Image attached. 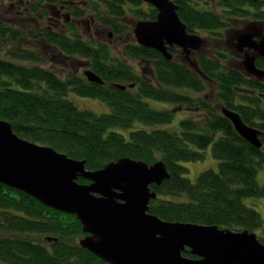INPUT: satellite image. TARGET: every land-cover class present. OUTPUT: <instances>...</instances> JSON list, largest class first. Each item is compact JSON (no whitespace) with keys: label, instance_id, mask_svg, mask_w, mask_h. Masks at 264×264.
Instances as JSON below:
<instances>
[{"label":"trees","instance_id":"obj_1","mask_svg":"<svg viewBox=\"0 0 264 264\" xmlns=\"http://www.w3.org/2000/svg\"><path fill=\"white\" fill-rule=\"evenodd\" d=\"M17 1L35 15L40 8L48 14V6L39 4L63 0ZM81 2L85 10L67 7L73 18L93 14L98 27L114 37L116 50L104 38L86 39L75 22L67 24L66 32L25 31L5 18L0 5V119L22 139L84 161L86 170L102 169L123 157L148 164L163 160L170 177L151 185L158 195L151 199V213L166 221L249 230L264 243V218L244 201L264 197V184L258 181L259 170H264V80L242 69L241 56L228 43L247 27L264 32V0H174L186 30L204 40L202 50L189 57L198 70L178 47L170 49V60L137 43L135 23L156 20L153 5L144 8L142 0ZM28 37L35 42L28 45ZM43 45L82 56L103 83L89 82L75 66L58 70L37 52ZM256 65L264 70V59L258 58ZM71 92L97 99L109 110L82 109L69 99ZM144 98L175 109H155ZM223 107L261 131V148L239 135ZM180 108L188 111L179 121L180 130L159 126L173 121ZM137 122L144 126L134 127ZM211 144L219 169L205 170L191 181L183 162L203 160ZM77 182L90 183L82 177ZM85 236L75 215L0 182V264H110L79 245ZM185 255L196 259L190 251Z\"/></svg>","mask_w":264,"mask_h":264},{"label":"water","instance_id":"obj_2","mask_svg":"<svg viewBox=\"0 0 264 264\" xmlns=\"http://www.w3.org/2000/svg\"><path fill=\"white\" fill-rule=\"evenodd\" d=\"M143 1L153 5L158 16L156 20L136 21L133 33L138 44L156 49L170 60L173 58L170 49L174 47H179L188 57L201 50L203 38L186 30L174 0ZM235 40V49L246 51L242 69L264 80V70L256 65L258 57L264 59L263 30L245 28ZM87 77L103 82L92 71H87ZM222 110L241 137L257 148L262 147L260 130L243 122L238 112L226 107ZM80 177L90 183L77 182ZM169 177L163 160L148 164L129 157L119 158L102 169L86 170L84 161L22 139L8 121L0 119V182L46 206L75 215L86 234L79 245L104 261L110 264H264V243L256 232L166 221L151 213L148 210L151 199L158 196L151 185H160ZM187 251L196 259L186 256Z\"/></svg>","mask_w":264,"mask_h":264},{"label":"rangeland","instance_id":"obj_3","mask_svg":"<svg viewBox=\"0 0 264 264\" xmlns=\"http://www.w3.org/2000/svg\"><path fill=\"white\" fill-rule=\"evenodd\" d=\"M21 7H19V1L17 0H0V5H2L5 9H6V13L5 18H7L8 20H11L12 22H14L17 26H21V28L23 30H28L33 28L36 31H44V29L48 28V29H56L57 31H68V26L65 23H63L62 27L57 29V26H55L57 21H51V23L49 22L51 15L53 14V11H51V8H48V14H44L45 13V9L40 8L38 14L35 15H28L26 13V9H25V3H21ZM19 11H23L22 14L18 13ZM68 13L69 17V23H73V25H78L80 30L84 33V37L88 40H94V39H103L105 41H110V42H114V37L111 34H107L108 31L101 29L100 27H98V24H96V21L90 18L89 16H87L86 18L87 21L85 23L82 24H78V22L76 21V19H72L73 16L70 15L72 13V11L70 9L67 8L66 10V14ZM64 17V16H63ZM65 19V18H64ZM75 22V23H74ZM86 24V25H84ZM50 29V30H51ZM98 29L102 32H98ZM101 33V34H100ZM28 45L29 44H33L35 41H33L31 38L28 37V39L26 40ZM116 43V42H115ZM114 44V43H113ZM116 44H114L115 50H116ZM42 46V43H41ZM34 47V46H33ZM41 48V49H40ZM37 52L39 53V55H42L43 58H45L48 63L51 64L54 63L56 68L58 70H63L62 72H66L65 69L68 71L69 69H71V67L69 68L68 66H66L67 64L64 63L62 60H55L53 59V56H50L48 53L47 48L43 45V47H40ZM114 50V51H115ZM52 66V65H51ZM63 68V69H62ZM86 69H81V73L84 72ZM76 72H77V68H76ZM69 99L73 100L80 108L82 109H90L93 110L96 113H102L105 111L109 110V107L107 104L104 105L103 102L97 100V99H93V98H88V97H82L80 95H77L75 92H71ZM144 100L146 102L149 103V105H151V107L155 108V109H175V106L173 104L170 103H166V102H159L150 98H144ZM176 112H178L177 116L175 117V119L169 123L166 124H162L159 125L161 128L167 129V130H180L181 129V125H180V120L181 119H185L188 117V111H184L182 108L178 109ZM144 126L143 123L141 122H137L136 126L134 127H142ZM175 128V129H174ZM118 130L121 131L120 128H118ZM219 135V134H218ZM195 149H197L196 146H193ZM205 152V158L203 160H198V161H186L183 162L184 166H186L189 171L185 174L186 177H188L191 181L195 182L197 180L198 175L208 169H212L217 171L219 169V160L214 156L213 153V144H211L207 149L204 150ZM258 181L259 184H264V170L260 169L258 172ZM245 204L249 205L250 207L256 209L258 212H260L262 215V217L264 218V197H247L245 198ZM264 224V223H263ZM262 231V227H260L258 229V233H260Z\"/></svg>","mask_w":264,"mask_h":264},{"label":"flooded vegetation","instance_id":"obj_4","mask_svg":"<svg viewBox=\"0 0 264 264\" xmlns=\"http://www.w3.org/2000/svg\"><path fill=\"white\" fill-rule=\"evenodd\" d=\"M82 0H63V1H60L59 3H57V4H47V3H44V4H39L38 6H48V8H51V11H53V14L51 15V17L50 18H48V19H50V23H51V21H57L55 24V26H57V29L58 28H60V27H62V26H60V25H62L63 23H65L66 22V24L67 23H69V15H68V13L66 14V10H67V7L68 6H81L82 8V10H85V6H84V2H81ZM94 1H97V0H94ZM143 1V0H142ZM144 2V8H147L149 5H151L150 3H148V2H146V1H143ZM21 7V6H20ZM128 7H129V5H128ZM21 12V13H20ZM18 13H20V14H22L23 13V11H19V12H17V14ZM71 15V14H70ZM64 16V17H63ZM87 16H89L90 18H92L93 19V14H88L87 15V13L85 12V13H83V15H80V16H78L77 18H75L76 19V21L78 22V24L80 25V24H82V23H85L86 21H87V19L88 18H86ZM65 18V19H64ZM72 19H74V18H72ZM84 25H86V24H84ZM247 28H249V27H247ZM133 31H134V29H133ZM82 32V31H81ZM238 32L239 31H237L235 34H234V36H233V38H232V40L230 39L229 41H228V43H230L231 45H233L234 46V48H236L235 47V37H236V35L238 34ZM84 33L82 32V35H83ZM112 35V34H111ZM256 39H258V38H256ZM110 42V41H109ZM204 46V45H203ZM46 48H47V50H48V54L50 55V56H53V59H55V60H62L64 63H66L67 65L66 66H68L69 68L71 67V66H75V67H77V73H79V74H81V76L83 77V78H85L86 80H88L89 82H94V81H91L88 77H87V71H92V72H94L95 74H97L98 75V73L97 72H95L94 70H92L90 67H89V65H88V62H87V60L86 59H84L82 56L80 57V56H72V57H70V56H68V55H64V54H61L59 51H58V49H56V48H54V47H50V46H45ZM179 48V47H178ZM203 48V47H202ZM202 48H201V50H202ZM200 50V51H201ZM237 52H238V54H239V56H241V61L243 60L242 58H244V54H245V52L246 51H239V50H237V49H235ZM196 52H199V51H194V52H192L191 54H195ZM184 53V52H183ZM185 54V53H184ZM186 55V54H185ZM191 56V55H190ZM189 56V57H190ZM187 57H188V55H187ZM189 57H188V60H189ZM191 59V58H190ZM81 69H86L84 72H82L81 73ZM70 70V69H69ZM68 70V71H69ZM103 81V80H102ZM95 83H98V82H95ZM103 83V82H102ZM101 83V84H102ZM135 87V86H134ZM133 87V88H134ZM127 88V87H126Z\"/></svg>","mask_w":264,"mask_h":264},{"label":"bare ground","instance_id":"obj_5","mask_svg":"<svg viewBox=\"0 0 264 264\" xmlns=\"http://www.w3.org/2000/svg\"><path fill=\"white\" fill-rule=\"evenodd\" d=\"M234 49H235V48H234ZM258 58H259V57H258ZM258 58H257V59H258ZM257 59H256V61H257ZM243 70H244V69H243ZM244 71H245V70H244ZM256 78H257V77H256ZM258 79H260V78H258ZM261 80H263V79H261ZM222 111H223V110H222ZM222 111H221V112H222ZM222 113H223V112H222ZM223 115H224V114H223ZM224 116H225V115H224ZM225 117H226V116H225ZM228 119H229V118H228ZM229 120H230V119H229Z\"/></svg>","mask_w":264,"mask_h":264}]
</instances>
